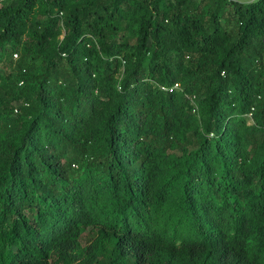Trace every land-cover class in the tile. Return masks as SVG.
<instances>
[{"label": "trees", "instance_id": "trees-1", "mask_svg": "<svg viewBox=\"0 0 264 264\" xmlns=\"http://www.w3.org/2000/svg\"><path fill=\"white\" fill-rule=\"evenodd\" d=\"M0 264H264V0L5 1Z\"/></svg>", "mask_w": 264, "mask_h": 264}, {"label": "built area", "instance_id": "built-area-1", "mask_svg": "<svg viewBox=\"0 0 264 264\" xmlns=\"http://www.w3.org/2000/svg\"><path fill=\"white\" fill-rule=\"evenodd\" d=\"M5 1H8V0H0V8L2 6V4L5 2ZM17 56L14 55V58H16ZM178 88V85H174V87L172 89H177ZM196 111V107L193 108V112Z\"/></svg>", "mask_w": 264, "mask_h": 264}, {"label": "rangeland", "instance_id": "rangeland-1", "mask_svg": "<svg viewBox=\"0 0 264 264\" xmlns=\"http://www.w3.org/2000/svg\"><path fill=\"white\" fill-rule=\"evenodd\" d=\"M235 1L243 2V3L246 2L247 3V2L252 1V0H235ZM248 122L251 123V121H248Z\"/></svg>", "mask_w": 264, "mask_h": 264}]
</instances>
